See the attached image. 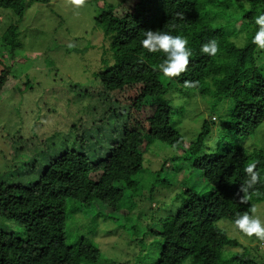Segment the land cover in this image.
I'll list each match as a JSON object with an SVG mask.
<instances>
[{"label":"trees","instance_id":"obj_1","mask_svg":"<svg viewBox=\"0 0 264 264\" xmlns=\"http://www.w3.org/2000/svg\"><path fill=\"white\" fill-rule=\"evenodd\" d=\"M24 7L22 0H0V9L12 11L18 18ZM261 12L264 0H136L131 7L108 6L94 19L111 56L109 64L105 53L101 56L102 69L96 72L100 84L110 91L138 86L137 101H150L148 105L154 108L147 118L144 141L178 146L174 159L191 161L209 187L204 194L183 189L175 213L168 210L159 218L171 228L154 232L160 234V240L153 264H256L247 258V249L224 256L226 247L241 245L217 223L226 220L233 224L237 214L264 201V148L244 144L264 123V50L251 43L258 29L255 17ZM239 22L246 30L242 47L229 41ZM7 30L4 45L20 47L15 41L17 28L10 25ZM147 30L187 38L192 56L180 77H163L158 66L166 58L164 54L141 47ZM211 39L218 43L215 56L200 52L201 45ZM185 81L195 82L194 86H186ZM174 88L203 100L209 98L207 105L213 110L225 106L214 149L205 148L213 121L203 119L188 144L172 124L174 110L164 97ZM111 145L104 157L96 159L84 150L65 149L48 160L34 183L0 185V217L24 227L23 236L0 230V264L99 262V248L91 240L81 238L75 245L67 244L69 202L88 207L99 201L114 208L126 193L149 200L153 195L152 190L144 194L139 189L137 176L143 169L144 154L140 143L121 138ZM250 162H257L261 178L249 189L247 202L241 203L239 189L247 179L244 168Z\"/></svg>","mask_w":264,"mask_h":264},{"label":"rangeland","instance_id":"obj_2","mask_svg":"<svg viewBox=\"0 0 264 264\" xmlns=\"http://www.w3.org/2000/svg\"><path fill=\"white\" fill-rule=\"evenodd\" d=\"M22 1L21 18L0 9V185L34 183L48 160L65 149L84 150L96 159L121 138L140 143L143 169L137 180L144 194L153 191L151 200L131 197L130 192L114 208L99 201L88 207L69 202L65 238L71 245L81 238L91 240L100 251L97 264H153L160 240L154 232L171 228L159 218L168 210L175 213L183 189L204 194L209 187L191 161L174 159L178 146L144 141L154 108L150 101H137L138 86L110 91L96 77L102 54L108 64L111 56L95 17L108 6L131 7L136 0H85L80 7L71 0ZM10 25L17 28L20 47L4 45L2 37ZM231 31L229 41L245 45L244 25L239 22ZM165 98L174 110L172 124L187 144L203 119L213 121L205 148L214 149L225 106L213 110L209 98L178 88ZM125 126L128 131L123 132ZM250 138L246 147L264 148V123ZM254 204L264 219V201ZM217 225L241 245L226 247L224 256L247 249L249 260L264 264V242L239 234L229 221ZM0 230L24 234L22 225L1 217Z\"/></svg>","mask_w":264,"mask_h":264},{"label":"clouds","instance_id":"obj_3","mask_svg":"<svg viewBox=\"0 0 264 264\" xmlns=\"http://www.w3.org/2000/svg\"><path fill=\"white\" fill-rule=\"evenodd\" d=\"M73 6H83L85 0H71ZM255 25L258 29L251 38V43L259 50H264V12L255 17ZM144 38L140 41L142 48L149 53L162 52L166 57L158 68L165 78L180 77L182 73L188 70L189 59L192 56V49L188 47V40L181 35H172L164 30L144 31ZM200 52L208 56H215L218 52V43L215 39L208 40L200 47ZM195 82L185 81L186 86H194ZM247 179L240 186L239 191L243 193L240 202L245 203L248 200L249 189H252L260 181V173L257 170V162H250L244 168ZM255 204L250 206V210L242 214H237L233 220V226L243 236L255 238L264 242V219L257 214Z\"/></svg>","mask_w":264,"mask_h":264}]
</instances>
